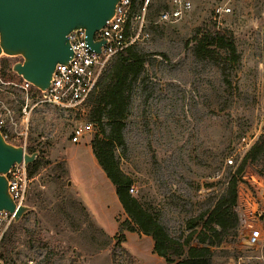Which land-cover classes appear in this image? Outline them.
Listing matches in <instances>:
<instances>
[{
	"label": "rangeland",
	"instance_id": "374dc122",
	"mask_svg": "<svg viewBox=\"0 0 264 264\" xmlns=\"http://www.w3.org/2000/svg\"><path fill=\"white\" fill-rule=\"evenodd\" d=\"M189 1L190 11L170 24L156 23L166 0L148 9L149 37L136 46L145 65L125 119L124 151L116 152L132 195L181 239L185 220L221 197L226 178L264 132V0ZM139 5L136 0L133 11ZM217 7L230 13L216 15ZM203 26L233 34L237 64L222 52L193 56L191 40ZM3 58L10 66L16 61L2 55L0 63ZM19 98L5 99L18 107ZM86 118L85 107H35L29 126H17V132L26 129V145L21 137L7 139L26 153L35 149L42 166L28 182L27 211L5 232L0 264H166L153 258L141 234L122 230L125 240L116 243L126 215L88 147L102 133L93 126L78 144L70 141ZM237 195L236 243L224 244L229 254L213 264H264V160L246 166ZM255 230L262 240L251 247ZM107 237L112 243L105 246Z\"/></svg>",
	"mask_w": 264,
	"mask_h": 264
},
{
	"label": "trees",
	"instance_id": "16d2710c",
	"mask_svg": "<svg viewBox=\"0 0 264 264\" xmlns=\"http://www.w3.org/2000/svg\"><path fill=\"white\" fill-rule=\"evenodd\" d=\"M191 41L194 42L192 53L196 59H207L222 52L232 65L239 61L234 36L226 29L203 26L195 31ZM136 46H129L109 62L86 104V121L98 126L102 133V138H96L90 144L92 154L114 186L118 202L126 215L123 222L125 229L119 226L116 243L125 240L120 231L126 230L150 237L153 254L164 259L166 264H213L216 257L229 254V250L223 248L224 244L236 243L239 229L237 185L247 165L264 160V132L242 156L233 174L226 178L221 197H215L202 212L185 220L188 233L184 239L171 236L159 215L146 209L129 193L132 180L121 171L116 157L117 151H124L125 119L135 85L145 65V58ZM2 67L10 68L6 58L2 60ZM226 84L229 85V82ZM36 152L32 148L27 149L28 154ZM41 166V154L37 153L35 160L26 165L28 177L31 179ZM81 207L83 213L88 215L86 209ZM107 240L105 246L112 243V238L107 237Z\"/></svg>",
	"mask_w": 264,
	"mask_h": 264
},
{
	"label": "built area",
	"instance_id": "2783aa9c",
	"mask_svg": "<svg viewBox=\"0 0 264 264\" xmlns=\"http://www.w3.org/2000/svg\"><path fill=\"white\" fill-rule=\"evenodd\" d=\"M137 11H133V0H119L115 13L104 27L96 31L93 41H104L100 52L97 53L86 43L83 30H76L69 34L71 56L65 63L57 64L48 87L40 91L31 83L22 79L12 70L3 69L0 63V132L7 141L9 137H21L26 145V129L17 132V126H29L32 110L40 106H52L61 110H78L86 108L87 100L94 93L97 83L109 62L121 51L129 46L138 45L149 37L147 31L146 14L153 1L139 0ZM159 1V0H158ZM191 9L189 0H166L165 8L156 17V23L170 24L180 20ZM216 15L230 13L229 8L217 7ZM6 57V56H4ZM17 61L20 57H9ZM11 76V79H9ZM9 77V78H8ZM20 94L19 106L10 104L7 95ZM15 104L17 101L13 97ZM93 128L92 123L73 128L70 141L78 144L84 135ZM231 163V160H229ZM8 193L16 206H24L27 198L28 177L24 163L13 165L6 173ZM134 188L131 186L129 193ZM244 222L242 219H240ZM14 221V212H0V247L5 232ZM262 240L259 230L251 232L247 243L256 247Z\"/></svg>",
	"mask_w": 264,
	"mask_h": 264
},
{
	"label": "water",
	"instance_id": "95a60500",
	"mask_svg": "<svg viewBox=\"0 0 264 264\" xmlns=\"http://www.w3.org/2000/svg\"><path fill=\"white\" fill-rule=\"evenodd\" d=\"M119 0H0V57H20L12 70L40 91L45 90L57 64L71 56L69 34L83 30L86 43L100 52L104 41L94 33L112 18ZM37 153L9 144L0 132V212H14L17 221L27 207L16 209L7 187V171L32 163Z\"/></svg>",
	"mask_w": 264,
	"mask_h": 264
},
{
	"label": "crops",
	"instance_id": "0c3cea01",
	"mask_svg": "<svg viewBox=\"0 0 264 264\" xmlns=\"http://www.w3.org/2000/svg\"><path fill=\"white\" fill-rule=\"evenodd\" d=\"M88 147L91 149V147L88 145ZM92 152V151H91ZM93 155V154H92ZM92 159V158H91ZM93 163H94V166L96 167V165H97V167H100L98 164H97V162H96V160H95V158H94V156H93ZM106 176V175H105ZM107 178V177H106ZM107 183V182H106ZM111 183V182H110ZM110 189H113V194H114V196L116 197V194H115V190H114V186L112 185V183L111 184H109V186H108ZM117 198V197H116ZM117 201H118V199H117ZM120 204V203H119ZM141 236H142V238L143 239H148L149 240V244H148V247H149V249L153 252V241H152V239L150 238V237H147V236H144V235H142L141 234ZM129 236L128 235H126V239L128 238ZM140 250V249H139ZM140 252V251H139ZM153 255V258H157L158 260H160V259H162V258H159V257H157L156 255H154V254H152ZM164 260V259H163Z\"/></svg>",
	"mask_w": 264,
	"mask_h": 264
}]
</instances>
